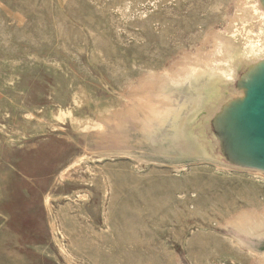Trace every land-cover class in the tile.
<instances>
[{
    "label": "rangeland",
    "instance_id": "rangeland-1",
    "mask_svg": "<svg viewBox=\"0 0 264 264\" xmlns=\"http://www.w3.org/2000/svg\"><path fill=\"white\" fill-rule=\"evenodd\" d=\"M122 1L0 0V264H91L78 251L67 247L66 252L62 251L50 223L54 212L70 202L71 214L81 222L83 230L104 228L101 177L94 174L97 169L105 174L113 171L112 181L118 179V192L127 198L137 195L154 178H183L190 166L255 172L205 161L184 148L189 139L186 131L189 120L203 111L204 103L211 100L209 96L216 97L214 94L220 87L217 75L203 74L199 75L201 78L190 77L186 82L174 83L165 79L164 84H157L147 103L157 101L159 105L158 97L164 101L163 96L168 93L172 105L180 108L175 119L168 117L160 126L154 122L160 112L150 119L145 114L124 113L123 117L116 113L104 121L102 132L77 133L68 120L52 116L60 107L73 105V98L81 90L88 92V100L80 106L81 112L93 116L95 100L116 103L121 94L127 93L129 83L140 80L145 66L156 71L163 68L174 71L178 68L177 60L183 54L190 53V57L200 44L202 29L208 39L209 32L224 30L215 14H209L210 5L216 0L164 1L155 12L146 0H127L134 10L140 6L137 13L145 14L139 19L133 12L129 20L117 11ZM232 11L231 2L227 12ZM162 21L165 29L160 25ZM209 45V42L205 44V48ZM134 99L140 100L137 96ZM118 102L116 108L121 113L130 104L122 98ZM149 120L152 122L148 126ZM67 166L69 172L60 177ZM202 173L204 177L208 175ZM215 173L217 178L229 177L222 170ZM203 190L211 189L204 186ZM172 193L178 211L187 212L183 199L192 196V188ZM46 197H50L51 211L46 207ZM186 202L189 205L187 199ZM131 213L129 216L133 217ZM118 218L120 223L122 217L118 215ZM197 228L233 234L230 228L186 215L185 220L162 222L157 234L150 236L152 239L151 233L144 237L140 232L142 242H132V247L124 246V242L115 244V252L124 256L120 260L124 264H164L162 252L166 245L175 252L179 264H192L186 248L174 234L189 236ZM239 238L256 249H264V237L251 238L252 241L249 238L251 242L243 236ZM125 250L136 251L139 259L134 255L129 257ZM216 262L249 264L231 251H222Z\"/></svg>",
    "mask_w": 264,
    "mask_h": 264
},
{
    "label": "bare ground",
    "instance_id": "bare-ground-1",
    "mask_svg": "<svg viewBox=\"0 0 264 264\" xmlns=\"http://www.w3.org/2000/svg\"><path fill=\"white\" fill-rule=\"evenodd\" d=\"M123 1L121 5L117 4L118 13L125 16V18L127 17V20H129L133 12L136 13L135 16L138 14L139 19L140 17L144 18L145 14L143 12H136L140 6L134 10L135 7L132 8L131 1ZM164 1L174 2L175 0H146V3L154 11L159 7L161 2ZM135 2L137 3V1ZM231 2L233 11L231 14H228L227 8ZM179 5L178 3V6ZM113 6H111L112 9ZM209 11V14H215L217 20L219 19L223 23L224 30L219 33L209 32L207 34L210 36H208V39L206 33L204 34L205 30L202 29L200 44L197 45L198 47L195 46L190 57L188 56L190 53L183 54L177 60L176 66H178V68L174 71L167 68L156 71L149 65L145 66L143 76L140 80L135 82V84L129 83L126 86L127 93L121 94L120 98L116 101L117 104H119L118 101H120L121 98L128 102L130 101L129 105H125L126 107L122 108L123 113L116 108L117 104L114 100L103 101L98 99L93 103V116L85 115L81 112L80 106L84 100H88V92L81 90L78 91L73 98V105L64 108L60 107L55 114L51 115L54 116L55 119L68 120L73 130L77 133L91 130L102 132L104 129V121L106 119L108 120L110 115H115L116 113L123 114V117H125L124 113L141 116L145 114L148 119H150V116H154L155 112H160L159 118H154L155 120L152 119L157 126L164 124L168 117L175 119L180 108L172 105L171 99L168 98V93L163 96L165 102L158 97L160 99L159 105L157 101L155 104L147 103L146 99L148 95L155 94L153 88L155 89V87L159 86L157 84L160 82L164 84L165 79H169L171 83L180 81L186 82V79L190 77H197L203 74H208L210 77L214 75L220 77L229 76V65L235 55L238 53L247 55L256 54L264 46L262 15L255 7L253 0H216L210 5ZM125 18H123V20ZM184 22L186 23V21ZM164 24L163 21L162 24H160L162 25V29H165ZM202 26L203 24L201 27ZM152 29L154 30V28ZM208 42L210 45L208 48H205V44ZM94 48L95 47H93V50ZM94 51H96V49ZM98 51L101 53L100 50ZM93 53H91V55ZM97 55L98 54H96V56ZM102 59L104 60V57ZM93 61H95V59ZM124 64L125 63H123V65ZM136 96L140 98L137 102H135L134 99ZM152 120L148 121V126ZM122 123V127L125 126V122L122 121ZM53 128L56 129L55 126ZM181 168L183 170L185 169L184 166ZM217 170L229 173V177L217 178L215 176V171ZM68 172L69 166L62 169L60 177L64 178ZM202 172H207L208 175L204 177ZM96 173L101 177L100 191L104 228L98 231L93 229L83 230L81 222L75 215L71 214L72 212L70 209L72 207L70 202L61 205L60 208L54 212L50 224L52 231L58 236L56 240L62 251L66 252V247L78 251L84 255L82 258L86 259L91 264H124V262L120 261L124 256L119 252H115V244L118 245L120 242H124V246L132 247L134 242H142L140 232L144 234V237L148 236L147 233H151L149 237H153L162 228V222L167 221L172 223L174 219L185 220V216L187 215L197 217L199 220L206 221L215 226L227 229L230 228L233 233L231 235H225L216 230L210 229L209 231H201L197 228V231L192 232L189 236L179 235L177 233L174 234L186 248L192 264H217L216 259L222 251H231V253L233 252L236 256H242L249 264H264V250H259L247 245L239 238V236H243V238H247V240L250 241L251 238L258 239L264 237V174L259 172H230L227 169L216 166L212 167L210 165L190 166L189 170L187 168V174L183 178L160 176L155 180V178L152 177L154 180L148 181L142 189L137 191V195L127 198L118 192V183L116 182L118 179L115 177L116 180L112 181L111 175L113 176L115 174H113V171H109L105 174L100 169H97L94 174ZM145 176L147 175L145 174ZM204 186H207V188L211 190L204 192ZM188 187L192 188V196L183 199V207L186 208L187 212L178 211L177 206H175L172 192ZM129 189L131 190V188ZM186 199L189 201V205ZM45 204L51 211L52 204L50 202V197H46ZM129 211L132 212L131 214L134 215L133 217L129 216ZM118 215L122 217L120 223ZM120 225H123L122 228H120ZM84 232H86L88 236L86 234L84 235ZM82 234L84 236H82ZM252 240L253 239H251V241ZM101 243L105 244L102 245ZM90 249H92V252H86V250L88 251ZM124 252L128 254L129 257L134 255L139 259V254L136 251L125 250ZM162 254L164 256L162 261L164 264H179L175 252L169 250L166 245L163 248ZM127 262L128 261H126V263Z\"/></svg>",
    "mask_w": 264,
    "mask_h": 264
},
{
    "label": "water",
    "instance_id": "water-1",
    "mask_svg": "<svg viewBox=\"0 0 264 264\" xmlns=\"http://www.w3.org/2000/svg\"><path fill=\"white\" fill-rule=\"evenodd\" d=\"M253 1L264 23V0ZM234 57L230 75L217 79L215 99L209 96L189 120L184 148L205 161L264 174V46Z\"/></svg>",
    "mask_w": 264,
    "mask_h": 264
}]
</instances>
